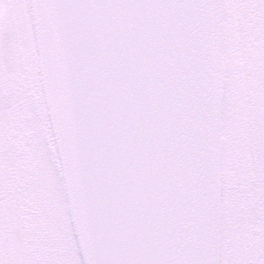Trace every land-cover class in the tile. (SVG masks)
Listing matches in <instances>:
<instances>
[{
	"label": "snow or ice",
	"instance_id": "snow-or-ice-1",
	"mask_svg": "<svg viewBox=\"0 0 264 264\" xmlns=\"http://www.w3.org/2000/svg\"><path fill=\"white\" fill-rule=\"evenodd\" d=\"M0 264H264V0H0Z\"/></svg>",
	"mask_w": 264,
	"mask_h": 264
}]
</instances>
